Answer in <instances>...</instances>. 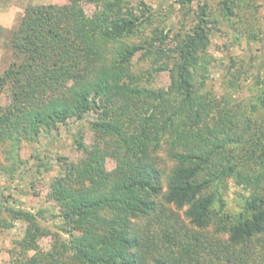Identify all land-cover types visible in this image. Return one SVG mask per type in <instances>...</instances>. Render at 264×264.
<instances>
[{"label": "trees", "instance_id": "trees-1", "mask_svg": "<svg viewBox=\"0 0 264 264\" xmlns=\"http://www.w3.org/2000/svg\"><path fill=\"white\" fill-rule=\"evenodd\" d=\"M81 1L27 5L2 41L12 61L0 73V99L8 98L0 100V174L12 175L20 164L22 140H36L70 117L97 115L93 140H75L81 156L65 159L49 185L54 228L40 224L39 211L7 209L12 220L26 222L9 249L10 264H229L235 257L248 263L244 248L264 234L262 64L228 63L230 88L247 72L260 85L246 108L208 87L215 58L207 47L219 21L205 2L168 47L163 28L143 35L152 17L143 1L136 13L127 0H91L100 5L92 15ZM190 1L177 0L186 10ZM247 2H218L230 27L249 20L241 15ZM248 29L249 39L260 37ZM138 52L153 56L150 65L160 63L136 69ZM152 70H168L166 87L150 86ZM161 149L172 161L168 171ZM226 178L250 187L233 214L224 211L220 192ZM179 211L197 230L190 233ZM210 225L227 235L215 249L205 233ZM43 236L51 238L47 250L38 243Z\"/></svg>", "mask_w": 264, "mask_h": 264}, {"label": "rangeland", "instance_id": "rangeland-1", "mask_svg": "<svg viewBox=\"0 0 264 264\" xmlns=\"http://www.w3.org/2000/svg\"><path fill=\"white\" fill-rule=\"evenodd\" d=\"M147 4L152 13L149 23H145L143 35H152L155 29L163 28L168 32L165 44L173 46L174 35L183 28H188L193 24L194 13L198 4L206 3L212 16L218 19L216 28L210 35V44L207 51L215 59L209 66L208 87L214 93L221 96L228 92L232 102L239 101L241 106L249 108V103L254 101L260 85L256 84L253 73H244L234 88H230L226 83L227 66L230 58H236L239 62L244 61L245 68H248L249 62L255 66L264 68V0H248V6L241 9L243 18L249 20L237 22L235 28L230 27L228 21L224 19L219 12L218 2L220 0H191L188 3V10L181 8L177 0H127V5L133 7L138 12L139 2ZM68 0H0V73L6 69L12 61L11 54L3 46V39L7 37L8 30L16 27L23 16L24 8L31 5L42 4H65ZM82 7L87 15H92L100 9L91 0H82ZM251 13V14H250ZM246 18V19H247ZM245 19V20H246ZM251 21V24L248 23ZM249 26L256 32H260L257 40L249 39L247 30ZM136 37L134 40H141ZM141 52L134 56L135 68L146 69L150 66L156 67L154 63L150 65L153 56L141 59ZM153 71V70H152ZM152 84L154 88L166 87L169 83L168 70L153 71ZM262 75V74H261ZM256 82V83H255ZM1 103L5 104L8 100L5 93L1 95ZM258 114L254 113V116ZM97 115L93 112L86 114L81 118L70 117L64 124H59L48 132L39 133L36 140H22L17 150L20 164L12 175L0 174V264H10L9 249L15 241L20 239L26 230V222L23 220H12L8 208L17 210L24 209L31 212H40L39 219L42 226L50 229L54 228L57 207L53 200L48 196V189L51 181L61 175L64 170V160H76L81 156V151L76 148L75 140L79 139L84 144H89L93 140V124ZM159 157L163 159L166 171L172 166V161L167 159L164 149L159 152ZM0 159L4 161V153L0 151ZM105 166L111 169L114 161L106 159ZM222 193L227 213H236L240 209L242 200L249 195L250 187L239 185L233 178H226L223 183ZM179 221L188 227L190 233L197 230L192 226L188 219L179 211ZM3 223L10 224L6 227ZM205 233L211 238V242H216L214 246L218 247L219 242H225L226 233H219L210 225ZM51 242L50 236H43L38 240L39 246L43 250L49 248ZM248 252L243 256L248 262L246 264H264V234L254 238L250 244ZM232 251V248H230ZM234 254L241 255L243 248L234 247ZM238 262V263H237ZM245 264L239 262V257H235L229 264Z\"/></svg>", "mask_w": 264, "mask_h": 264}]
</instances>
